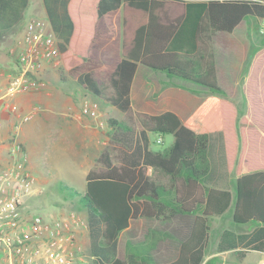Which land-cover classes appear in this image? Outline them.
Returning a JSON list of instances; mask_svg holds the SVG:
<instances>
[{"label": "trees", "instance_id": "trees-1", "mask_svg": "<svg viewBox=\"0 0 264 264\" xmlns=\"http://www.w3.org/2000/svg\"><path fill=\"white\" fill-rule=\"evenodd\" d=\"M43 3L62 40L63 69L81 88L106 100L125 118V122L110 121L115 124L111 140L118 147L115 150L107 144L100 151L85 175L83 194L70 189L65 195L63 190L68 187L61 181L55 184L64 200L74 203L73 208H84L95 222L90 230L96 248L94 264H156L150 250L164 233L150 231L140 245L127 247L125 259L114 256L119 234L130 219L169 221L179 213L194 216L192 229L180 242L178 257L163 264H201L209 219L223 214L233 200L229 190L204 183L210 170L212 132L222 133L228 169L237 175L232 220L260 224L255 237L262 240L253 246L264 252V131L252 116L257 105L253 87L264 65V45L253 55L242 86L248 103L246 116L240 119L235 105L220 98L224 93L217 84L213 47L216 32H230L241 20L263 19L264 0ZM25 4L26 0H0V13ZM137 62L202 86L208 94L185 122L170 111L158 115L137 112L129 100ZM151 133L171 134L173 141L165 150L150 149ZM112 151H117L115 159ZM242 166L247 168L244 173ZM148 167L155 171L154 177L147 173ZM236 240L226 230L219 250L234 247Z\"/></svg>", "mask_w": 264, "mask_h": 264}, {"label": "crops", "instance_id": "crops-1", "mask_svg": "<svg viewBox=\"0 0 264 264\" xmlns=\"http://www.w3.org/2000/svg\"><path fill=\"white\" fill-rule=\"evenodd\" d=\"M41 2L45 10V18L51 23L43 0ZM15 18L12 17V20L14 21ZM261 20L257 18L241 20L232 31H218L213 36L216 79L218 86L224 93L220 98H225L235 105L237 119L246 116L248 102L242 86L246 82L253 55L264 45L262 39L264 36L258 32ZM56 34L60 40L59 34L57 32ZM8 48L6 47L3 51H0V94L7 83L8 75L16 70V62L8 54ZM52 68L54 69L50 65L44 66L40 75L42 84L39 87L20 93L10 99V102L17 106L16 112L0 109V119L2 120V126L0 127V167L8 164L7 150L12 135L16 133L18 140L22 144L23 139L21 136H26L25 132H23L25 130L23 124H19L16 127L17 122H19V115L31 114L30 119L26 122L31 121L32 123L27 129L31 130L34 136H45L47 147H51L55 153L58 150L74 149L76 148L74 144L87 141L95 136H98V139L101 138L94 123L102 115L101 106L106 107V109H108V106L100 100L92 99L99 106L95 119L81 115L80 104L85 95L81 96L77 88L73 87L75 86L74 84H77L76 80L67 72L70 78H59L56 80ZM253 90L257 105L252 116L256 120L255 123L263 126H258L259 129L264 131V103L262 104L264 101V65L261 67L258 81ZM207 94V89L202 86L181 78L169 77L166 73L154 70L140 62H137L129 88V100L133 110L148 115H158L170 111L181 122H185L188 119ZM161 138L163 141V135ZM148 139L149 148L153 149L150 145V134ZM107 144L114 147L113 149L118 147L117 143L112 141L111 138L107 143H104L105 146ZM24 149L26 151L25 146ZM208 157L210 170L204 179V183L207 186L229 190L233 200L223 214L210 217V230L206 250L210 247L211 251L206 255L205 250L201 264H210L215 260H218L219 264H226V258L233 260L230 264H238L239 261L242 262L248 255L255 257L254 253H257V259L254 262L256 264L262 253H264L253 246L262 240V238L256 239L255 237L259 234L261 225L255 222L238 224L232 220L237 175L234 173L233 168L232 170L228 169L222 133H210ZM68 159L66 163L81 173L82 180H84V189L85 175L95 163L86 166L83 161H78L75 158ZM28 166L31 170L32 163L30 161ZM246 169V166H242L241 172L244 173ZM147 173H150V167L147 168ZM213 218H215V221H212ZM193 220L194 216L187 213L176 214L169 221L143 218L130 219L128 227L119 236L127 232L126 240L137 242L138 240L135 239L139 231H141L142 236L149 229L164 233L166 236L155 243V246L150 250V255L156 264L168 263L178 257L180 242L189 236ZM211 229L213 233L217 231L215 240L218 239V243L216 247L215 243L211 244L209 242ZM226 230L233 232L237 236V240L234 242V247L219 250L220 238ZM116 253L115 251V257L123 259L122 256ZM235 257L237 260H235Z\"/></svg>", "mask_w": 264, "mask_h": 264}, {"label": "built area", "instance_id": "built-area-1", "mask_svg": "<svg viewBox=\"0 0 264 264\" xmlns=\"http://www.w3.org/2000/svg\"><path fill=\"white\" fill-rule=\"evenodd\" d=\"M258 32L264 36V18ZM59 42L45 17L33 18L24 24L18 47L9 48L16 70L8 75L0 94L1 110L17 111L10 99L39 87L45 65L62 66ZM97 112L96 101L82 100L81 114L96 117ZM30 117L31 114L19 115L16 127ZM157 136L156 143H161V136ZM7 151L8 164L0 167V264H94L95 255L83 246L89 226L81 211L71 207L55 217L35 213L29 197L39 194L41 188L36 185L37 179L29 169L27 153L16 133ZM256 264H264V253Z\"/></svg>", "mask_w": 264, "mask_h": 264}, {"label": "rangeland", "instance_id": "rangeland-1", "mask_svg": "<svg viewBox=\"0 0 264 264\" xmlns=\"http://www.w3.org/2000/svg\"><path fill=\"white\" fill-rule=\"evenodd\" d=\"M16 14V19L13 21L12 17ZM46 17L44 7L42 5L41 0H26V4L23 7L16 5L15 7L9 6L0 13V51H3L6 47H18V42L22 35L23 25L30 21L33 18H40ZM11 20L13 21L11 26L8 27L6 24ZM264 39V38H262ZM62 42L61 38L59 40ZM60 47V44H59ZM8 48V54H9ZM14 59V58H13ZM53 69V68H52ZM54 73L56 76V80L59 78H70L63 67L54 68ZM68 84V83H67ZM77 90L79 91L80 95H85L84 99H96L100 100L102 103H105L108 106L106 107L101 106L102 115L98 120H95V126L100 133V139L98 136L94 138L88 139L84 142H79L74 144L76 148L74 149H63L58 150L56 153L51 147H47L45 136L38 135L34 136L31 130H28L31 121L22 123L24 127L25 137L21 136L23 139V144L26 148L28 153L29 161L32 163V173L35 175L37 179L36 185L41 188L39 194H34L29 197V202L32 204V209L35 213L39 214H49L51 217L57 216L59 213L63 212L71 207H75L76 205L72 203L70 200H64L61 195L56 191L55 184L60 182L63 185H66L68 188L63 190V194L68 195L70 189H75L77 192L83 194V184L84 180L81 177V173L74 170L66 163L68 158H75L78 161H83L84 165L88 166L90 164L95 163L96 156L99 154L101 148L105 145L104 143L109 141L111 138V134L114 131L115 124L111 125V120L117 122H125V118L123 113H121L117 108L106 102L105 100L87 92L79 85L74 84ZM83 100V99H82ZM82 103V101H81ZM81 105V104H80ZM99 107V106H98ZM99 111V108H98ZM106 111V112H105ZM98 114V112H97ZM83 115V114H81ZM87 116V115H83ZM89 117V116H88ZM94 118V117H91ZM95 119V118H94ZM21 124V125H22ZM157 134L151 133V148L154 150H165L167 149L171 142L173 136L171 135V140H169V134L163 135V141L161 143H156L155 138ZM103 146V147H102ZM117 151H112L113 159L117 157ZM152 177L155 176V171L150 168V173ZM165 180V179H162ZM35 185V186H36ZM79 211V209H78ZM82 216L86 220L89 226V230L86 232V241L83 242L84 249L90 253L95 254V246L92 244V234L90 232L91 229H94L95 222L89 218L88 212L84 209H80ZM144 219V218H143ZM212 221H215L213 218ZM150 231H157L153 229L147 230L144 235L142 236L141 231H139L137 238V242L127 241V232H124L122 235L118 237L117 245H116V254L126 258L125 253L127 251L128 246H138L142 242L145 241L148 233ZM217 231L213 233L212 229L210 232L209 242L211 244L215 243V247L217 246L218 239L215 240ZM217 238V237H216ZM149 239V237H148ZM151 240V239H150ZM211 248H207L206 255L209 254ZM253 255H248L245 259L238 262V264H254L255 260L257 259V253ZM234 259V258H233ZM235 260L237 258L235 257ZM226 264H230L233 262L230 258H226ZM237 262V261H236ZM210 264H219L218 260H215L213 263Z\"/></svg>", "mask_w": 264, "mask_h": 264}, {"label": "clouds", "instance_id": "clouds-1", "mask_svg": "<svg viewBox=\"0 0 264 264\" xmlns=\"http://www.w3.org/2000/svg\"><path fill=\"white\" fill-rule=\"evenodd\" d=\"M169 140H171V134H169Z\"/></svg>", "mask_w": 264, "mask_h": 264}]
</instances>
